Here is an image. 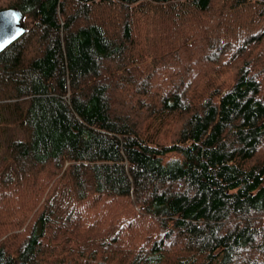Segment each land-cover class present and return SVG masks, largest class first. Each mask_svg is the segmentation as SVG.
<instances>
[{
  "label": "trees",
  "instance_id": "trees-1",
  "mask_svg": "<svg viewBox=\"0 0 264 264\" xmlns=\"http://www.w3.org/2000/svg\"><path fill=\"white\" fill-rule=\"evenodd\" d=\"M0 264H264V0H0Z\"/></svg>",
  "mask_w": 264,
  "mask_h": 264
},
{
  "label": "water",
  "instance_id": "water-1",
  "mask_svg": "<svg viewBox=\"0 0 264 264\" xmlns=\"http://www.w3.org/2000/svg\"><path fill=\"white\" fill-rule=\"evenodd\" d=\"M26 33L25 17L17 7L0 11V54Z\"/></svg>",
  "mask_w": 264,
  "mask_h": 264
},
{
  "label": "rangeland",
  "instance_id": "rangeland-1",
  "mask_svg": "<svg viewBox=\"0 0 264 264\" xmlns=\"http://www.w3.org/2000/svg\"><path fill=\"white\" fill-rule=\"evenodd\" d=\"M262 153H263L262 155H264V150L262 151Z\"/></svg>",
  "mask_w": 264,
  "mask_h": 264
}]
</instances>
